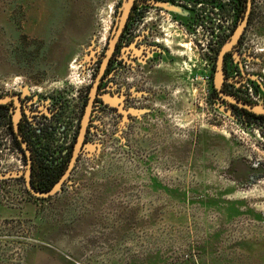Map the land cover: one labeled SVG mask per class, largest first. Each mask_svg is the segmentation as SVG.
<instances>
[{
	"label": "rangeland",
	"instance_id": "rangeland-1",
	"mask_svg": "<svg viewBox=\"0 0 264 264\" xmlns=\"http://www.w3.org/2000/svg\"><path fill=\"white\" fill-rule=\"evenodd\" d=\"M121 2L0 0V92L60 91L79 108ZM161 19L153 39L172 56L152 70L150 104L97 117L54 196L20 182L0 194V264H264V126L211 99L196 40Z\"/></svg>",
	"mask_w": 264,
	"mask_h": 264
},
{
	"label": "flooded vegetation",
	"instance_id": "flooded-vegetation-1",
	"mask_svg": "<svg viewBox=\"0 0 264 264\" xmlns=\"http://www.w3.org/2000/svg\"><path fill=\"white\" fill-rule=\"evenodd\" d=\"M122 4L123 0L117 5L119 7H115L113 13V16L117 18L115 29ZM164 13L169 15L171 27L181 31L179 36H182V32L187 33L189 37L196 40V43H198L197 36L203 37L206 30L215 32L214 26L217 25L218 41L216 46L208 48L207 52V63L212 68L210 77L211 99L219 102L220 105L229 109L233 114L242 117V119L254 121L264 126L263 115H255L226 103L219 97L213 85V74L218 53L238 24L244 21L237 44L224 56L222 92L245 104L264 108V0H241L239 18L233 0H135L98 84L84 146L78 158L83 156L88 146L91 145L96 130L94 120L97 117L109 115L113 123L117 124L120 118L132 119L133 113H136L138 102L145 100L144 103H146L148 100V104H150L152 70L157 69L155 65H161L162 60L167 61L165 55L170 54L172 56L170 48L172 44L167 46L164 43L167 39H153L157 32L166 35L165 29L158 25V21H163L161 17L165 15ZM205 21L208 22L205 23ZM225 22H227V30L221 27ZM109 41L103 52L92 59L89 81L81 92L82 95L79 96L82 100L80 107L77 113L73 112L77 124L73 139L65 154H62L63 150L50 149V142L55 132H64L69 128L66 122L70 117L71 104L65 100L66 97L60 91L59 93L52 92L40 95L29 90V88L19 89L16 87L3 93L0 92V99H7L6 102L0 103L1 195L8 194L13 184H17L19 188L20 182L23 183L27 195L33 197L28 192L23 177L27 168L28 157L22 148L21 141L29 151L32 186L33 165L40 167L51 162L52 166L60 167L68 160L67 168L89 100L90 90L100 69ZM175 47L180 48L182 45L176 43ZM176 57L181 58L182 55L176 54ZM137 77L139 81L135 83ZM105 98H109V100L105 102ZM110 98L114 100V103L110 101ZM235 109L244 114L238 113ZM16 118L21 141L18 140L17 134L14 132V120ZM77 162L76 160L72 172Z\"/></svg>",
	"mask_w": 264,
	"mask_h": 264
},
{
	"label": "water",
	"instance_id": "water-1",
	"mask_svg": "<svg viewBox=\"0 0 264 264\" xmlns=\"http://www.w3.org/2000/svg\"><path fill=\"white\" fill-rule=\"evenodd\" d=\"M135 0H123L122 8L120 11L119 19H118V24L117 27L113 33L112 38L109 41L108 48L105 52L104 57L102 58L100 69L98 71V74L95 78V81L91 87L90 94H89V100L87 102V105L85 107V111L80 123L78 135L76 138V142L74 144L70 160L68 162L67 168L65 172L62 174L60 179L53 185L51 189L48 191H37L31 184V161L29 159V151L26 149V145L21 141L20 135H18V126H17V118L14 120V132L17 134V138L19 141H21L22 148L24 149L26 156L28 157V164L25 173L23 174V177L25 179L26 187L28 192L31 194V196L39 199H46L49 197L54 196L58 192H60L62 186L64 185L65 181L67 178L70 176L72 169L76 163V160L78 158V155L81 151V149L84 146V140H85V135L87 132V128L89 125V120H90V112L92 109L93 101L97 92L98 84L100 83L101 77L104 74V70L109 62V59L116 47V44L118 42V39L120 37V34L126 24L127 18L129 16V12L132 8V5L134 4ZM244 21H241L238 26L236 27L235 31L231 35L228 41L225 42V44L221 47L218 56H217V61H216V67L215 71L213 74V85L214 89L218 93L219 97L225 101L226 103L230 105H234L242 110H247L248 112H251L255 115H263L264 116V108L260 106H251L248 104H245L244 102L232 97L231 95H227L224 92H222V85L224 82V72H223V61H224V56L225 54L232 50V48L237 44L239 37L241 35L243 26H244ZM108 99H104L105 102H107ZM6 98H1L0 103L6 102ZM110 101L114 103V100L110 98Z\"/></svg>",
	"mask_w": 264,
	"mask_h": 264
},
{
	"label": "built area",
	"instance_id": "built-area-1",
	"mask_svg": "<svg viewBox=\"0 0 264 264\" xmlns=\"http://www.w3.org/2000/svg\"><path fill=\"white\" fill-rule=\"evenodd\" d=\"M208 22V21H207ZM205 21V23H207ZM218 24V23H217ZM216 26H214L215 32H211L209 30H206L203 33V41L198 40L197 45L199 48L202 50V56L205 58L206 63H207V52L208 48H213L216 46V42L218 41L217 38V31H216ZM221 27H223L224 30H227V22H225ZM86 85H84L85 88ZM70 117L67 120L66 124L69 125V128L67 130L63 131H56L55 134L52 136V141L50 142V149L55 150H63L62 154H65L67 151V148L71 144V141L73 139L74 131L76 128V119L73 117V112H78V108L74 107V105H70ZM64 123V122H63ZM64 127V125H62ZM19 168H20V162H19ZM20 172V171H19ZM23 184V183H22ZM23 191L26 193L24 185H23Z\"/></svg>",
	"mask_w": 264,
	"mask_h": 264
},
{
	"label": "trees",
	"instance_id": "trees-1",
	"mask_svg": "<svg viewBox=\"0 0 264 264\" xmlns=\"http://www.w3.org/2000/svg\"><path fill=\"white\" fill-rule=\"evenodd\" d=\"M237 8V16L241 14V0H233ZM218 100V99H217ZM236 110V109H235ZM240 114H244L236 110ZM63 163L60 167L52 166L51 162H47L42 166H32V183L37 191H48L59 180L64 173L66 163ZM49 163V164H48Z\"/></svg>",
	"mask_w": 264,
	"mask_h": 264
},
{
	"label": "bare ground",
	"instance_id": "bare-ground-1",
	"mask_svg": "<svg viewBox=\"0 0 264 264\" xmlns=\"http://www.w3.org/2000/svg\"><path fill=\"white\" fill-rule=\"evenodd\" d=\"M169 42V41H168ZM184 47V46H183Z\"/></svg>",
	"mask_w": 264,
	"mask_h": 264
}]
</instances>
